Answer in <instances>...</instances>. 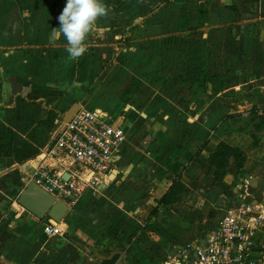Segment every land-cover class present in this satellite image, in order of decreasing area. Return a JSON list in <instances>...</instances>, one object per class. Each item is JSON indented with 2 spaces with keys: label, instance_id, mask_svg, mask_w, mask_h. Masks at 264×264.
<instances>
[{
  "label": "crops",
  "instance_id": "0c3cea01",
  "mask_svg": "<svg viewBox=\"0 0 264 264\" xmlns=\"http://www.w3.org/2000/svg\"><path fill=\"white\" fill-rule=\"evenodd\" d=\"M103 2L108 15L72 59L53 35L66 0H0V264H160L205 241L240 202L238 185L264 204V0ZM77 104L127 138L49 236L54 219L18 199L40 166L83 171L44 159ZM222 142L246 161L238 170L231 158L219 181L210 156ZM175 178L188 192L163 205Z\"/></svg>",
  "mask_w": 264,
  "mask_h": 264
},
{
  "label": "built area",
  "instance_id": "2783aa9c",
  "mask_svg": "<svg viewBox=\"0 0 264 264\" xmlns=\"http://www.w3.org/2000/svg\"><path fill=\"white\" fill-rule=\"evenodd\" d=\"M123 127L115 125L101 110L79 109L49 145L44 159L69 160L83 171L66 179L63 172L40 166L34 180L66 204H75L91 184L109 177L126 141ZM242 189L238 204L229 205L218 227L208 232L205 241L179 250L160 264H264V204L245 199L249 182ZM45 232L60 234V225L49 220Z\"/></svg>",
  "mask_w": 264,
  "mask_h": 264
},
{
  "label": "clouds",
  "instance_id": "9594fccd",
  "mask_svg": "<svg viewBox=\"0 0 264 264\" xmlns=\"http://www.w3.org/2000/svg\"><path fill=\"white\" fill-rule=\"evenodd\" d=\"M109 11L103 0H66L58 17L60 26L53 29V35L65 38L70 58L77 59L86 52L85 40L92 26Z\"/></svg>",
  "mask_w": 264,
  "mask_h": 264
},
{
  "label": "water",
  "instance_id": "95a60500",
  "mask_svg": "<svg viewBox=\"0 0 264 264\" xmlns=\"http://www.w3.org/2000/svg\"><path fill=\"white\" fill-rule=\"evenodd\" d=\"M78 106V104L75 105L69 111L64 118L65 122L70 121L72 116L77 112ZM18 203L39 219L50 217L57 222H62L71 213V208L68 204L57 199L35 181H32L26 187L20 195Z\"/></svg>",
  "mask_w": 264,
  "mask_h": 264
},
{
  "label": "trees",
  "instance_id": "16d2710c",
  "mask_svg": "<svg viewBox=\"0 0 264 264\" xmlns=\"http://www.w3.org/2000/svg\"><path fill=\"white\" fill-rule=\"evenodd\" d=\"M234 158L236 169L241 170L246 161L243 151L236 149L225 142H222L217 150L210 156V163L217 168L215 179L223 180L226 168L230 164V159ZM188 192V187L179 179L175 178L170 191L161 201L163 205H173L183 201L184 195Z\"/></svg>",
  "mask_w": 264,
  "mask_h": 264
},
{
  "label": "rangeland",
  "instance_id": "374dc122",
  "mask_svg": "<svg viewBox=\"0 0 264 264\" xmlns=\"http://www.w3.org/2000/svg\"><path fill=\"white\" fill-rule=\"evenodd\" d=\"M3 152H1V154H2ZM180 208V207H179ZM177 209V210H179V212H181V208L180 209ZM177 210H174L175 212L177 211ZM210 217H208V219H209ZM152 233H150V235H151ZM140 249V248H139ZM155 251H157V248L155 247V246H151L150 245V243H148V245H146L145 246V248H144V250L142 251L145 255H150L151 257H155V256H157L158 255V251L156 252V253H154ZM154 254V255H153ZM138 256H140V255H136L135 256V258H137L138 259Z\"/></svg>",
  "mask_w": 264,
  "mask_h": 264
},
{
  "label": "bare ground",
  "instance_id": "6f19581e",
  "mask_svg": "<svg viewBox=\"0 0 264 264\" xmlns=\"http://www.w3.org/2000/svg\"><path fill=\"white\" fill-rule=\"evenodd\" d=\"M112 177H114V176H112Z\"/></svg>",
  "mask_w": 264,
  "mask_h": 264
}]
</instances>
